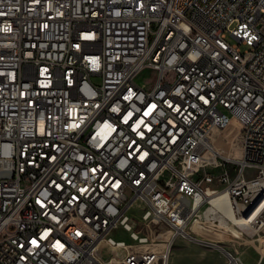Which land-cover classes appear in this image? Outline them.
Here are the masks:
<instances>
[{
    "label": "built area",
    "instance_id": "2783aa9c",
    "mask_svg": "<svg viewBox=\"0 0 264 264\" xmlns=\"http://www.w3.org/2000/svg\"><path fill=\"white\" fill-rule=\"evenodd\" d=\"M222 191L232 214L264 192V0H0V264H156L172 211Z\"/></svg>",
    "mask_w": 264,
    "mask_h": 264
},
{
    "label": "rangeland",
    "instance_id": "374dc122",
    "mask_svg": "<svg viewBox=\"0 0 264 264\" xmlns=\"http://www.w3.org/2000/svg\"><path fill=\"white\" fill-rule=\"evenodd\" d=\"M153 76L154 73L152 71L143 69L137 75L136 82L144 84L146 88H150ZM211 143L215 151L212 154L218 156L216 157L217 163H223V158L228 157L230 159H238L241 156L242 149L240 126L237 122H233L232 126L226 130H215L212 134ZM212 154H207V157L211 160H213ZM206 170L218 175L221 168L210 166ZM245 173L248 178L254 177L253 170L247 169ZM213 188L221 190L223 186L215 179ZM209 206V204L205 203L203 210L205 211ZM134 211L131 213V217L139 219L141 209L134 207ZM141 228L139 225L138 230H141ZM158 231L167 232L169 230L161 226ZM223 231V228L205 222L204 215H202L199 221L192 224L191 229L188 231L189 236H179L173 240L167 258L163 256V250L161 252L159 247L154 245L151 247L160 256L156 264H164V261L167 264H224L227 252L239 257L246 264H264V225L257 231H252L251 235L250 232L242 231L233 224H229L227 234ZM169 235L168 232L163 233V236L156 240L157 243L168 242ZM220 236H223L226 240H223ZM112 237L115 240H124L127 243L131 242L128 233L122 229L114 231ZM196 239H201L202 243ZM119 253L122 255L125 251L121 250Z\"/></svg>",
    "mask_w": 264,
    "mask_h": 264
},
{
    "label": "bare ground",
    "instance_id": "6f19581e",
    "mask_svg": "<svg viewBox=\"0 0 264 264\" xmlns=\"http://www.w3.org/2000/svg\"><path fill=\"white\" fill-rule=\"evenodd\" d=\"M74 98H81V90H74ZM212 134L210 136L211 142H212ZM228 158L230 159V157ZM234 160L236 161V159ZM207 201L210 206L204 212L205 222H207L210 225H215L218 226L219 228H223L224 233H228L229 224L231 223L237 226L240 230L244 231L245 229L250 228L251 225H260L261 217H264V192L258 193L257 198L250 199L249 205L237 206V211L234 212L233 214L228 204V195L224 191L219 192L217 194L209 193L207 197ZM171 221H176V230L178 231L187 230L188 232L192 226L191 223H188V219L186 216H180V211H172ZM166 223H167V213H159L158 217H156V224L165 225ZM176 230L167 231L170 234L168 242L166 243L155 242V244H153L154 246L159 247L161 249V252L163 250L162 254H164L163 256H166V258L168 257V253L171 249V244L173 240L176 238ZM257 230L258 229H250V235L252 234L251 233L252 231L254 232ZM167 232L160 231L157 236L155 235L156 233L155 232L153 234V237L155 236L156 239H159L160 237L163 236V233H167ZM201 239H196V240L201 242ZM153 245L149 244V245H144L143 247H145V249H151ZM243 263L246 264L245 262Z\"/></svg>",
    "mask_w": 264,
    "mask_h": 264
},
{
    "label": "crops",
    "instance_id": "0c3cea01",
    "mask_svg": "<svg viewBox=\"0 0 264 264\" xmlns=\"http://www.w3.org/2000/svg\"><path fill=\"white\" fill-rule=\"evenodd\" d=\"M227 234V233H226ZM220 237H222L223 238V240H226V238H224L223 236H220Z\"/></svg>",
    "mask_w": 264,
    "mask_h": 264
}]
</instances>
